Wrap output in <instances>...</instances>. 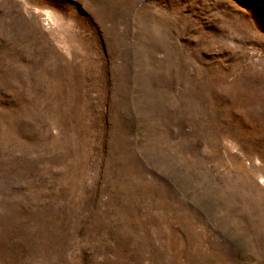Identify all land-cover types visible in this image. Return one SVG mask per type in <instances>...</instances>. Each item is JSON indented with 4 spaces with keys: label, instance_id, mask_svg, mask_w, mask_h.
<instances>
[{
    "label": "rangeland",
    "instance_id": "rangeland-1",
    "mask_svg": "<svg viewBox=\"0 0 264 264\" xmlns=\"http://www.w3.org/2000/svg\"><path fill=\"white\" fill-rule=\"evenodd\" d=\"M0 264H264V0H0Z\"/></svg>",
    "mask_w": 264,
    "mask_h": 264
}]
</instances>
